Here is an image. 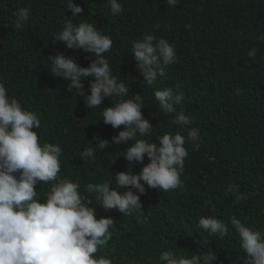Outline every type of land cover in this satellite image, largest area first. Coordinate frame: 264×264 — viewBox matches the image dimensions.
I'll use <instances>...</instances> for the list:
<instances>
[{
	"label": "trees",
	"instance_id": "trees-1",
	"mask_svg": "<svg viewBox=\"0 0 264 264\" xmlns=\"http://www.w3.org/2000/svg\"><path fill=\"white\" fill-rule=\"evenodd\" d=\"M73 3L84 9L77 17L66 11L63 0H0V82L10 98L38 115L40 143L61 147L60 176L78 183L81 194L93 199L90 206L97 219L115 221L112 238L97 257L113 264H157L162 251L172 250L188 258L208 255L215 258L212 264H244L246 256L230 218L264 231V0H179L175 6L166 0H120L123 11L115 15L107 0ZM22 7L29 9L30 17L17 29L15 13ZM68 19L77 25L94 24L111 38L112 48L104 56L113 76L129 88L123 99L139 93L142 115L153 126L143 139L158 143L156 137L165 133L180 132L187 138L188 127L199 130L198 142L186 139L184 145L188 156L180 177L183 189L164 192L146 186L140 213L105 211L86 190L89 183L104 181L119 190L114 175L138 173L148 161L129 167L123 156L131 141L97 147L94 160L81 158L85 148L96 146L94 136L110 141L123 128L101 121L103 108L114 107L120 98L85 108L76 90L67 88L68 81L51 75L50 55L63 53L81 67L94 59L57 40ZM149 34L166 39L177 56L151 87L142 81L132 56L133 43ZM253 47L256 55L249 58ZM84 84L87 91V81ZM177 85L184 95L177 112L191 119L185 128L174 125L175 114L161 112L154 99L156 90L175 91ZM48 190V185L36 186L40 202ZM240 194L244 198L237 202ZM200 217L228 223V234L209 237L197 227Z\"/></svg>",
	"mask_w": 264,
	"mask_h": 264
},
{
	"label": "clouds",
	"instance_id": "clouds-1",
	"mask_svg": "<svg viewBox=\"0 0 264 264\" xmlns=\"http://www.w3.org/2000/svg\"><path fill=\"white\" fill-rule=\"evenodd\" d=\"M63 2L71 17L84 11L73 0ZM166 2L175 6L179 0ZM107 4L114 15L123 11L120 0H107ZM15 15V27L22 29L30 11L22 7ZM57 40L66 49H79L94 57L87 67H81L63 53L47 57L51 75L68 81L67 88L76 90L85 108H99L109 97L120 98L114 107L103 108L101 121L113 129L122 126L123 130L110 141L94 136L92 141L96 146L85 148L81 158L94 160L97 147L103 150L109 144L131 141L123 156L129 167L132 169L133 162L144 164L145 158L148 161L138 173L117 172L114 178L119 190L104 181L89 183L87 192L105 211L114 209L129 216L142 212L140 195L146 193V186L164 192L183 189L180 177L188 156L184 145L186 139L193 144L198 142L199 130L188 127L187 138L180 132L165 133L156 137L158 143L143 139L151 134L153 126L142 115L144 104L139 93L132 99H123L129 95V88L113 76L104 56L112 48L111 38L98 31L94 24L77 25L68 19ZM132 50L136 68L148 87L154 86L158 77L166 75L168 66L177 61L169 42L164 38L157 40L151 34L134 42ZM256 51L255 47L249 50V58L255 57ZM84 81H87V91ZM179 87L175 91L156 90L154 99L161 112L175 114L174 125L185 128L191 125V119L182 110L177 112L176 106L184 99ZM40 126L38 115L22 108L16 98H10L4 83L0 82V264H113L111 259L96 254L108 245L115 221L111 217L97 219L95 208L90 206L95 204L93 199L81 194L78 183L60 176L62 149L57 144L40 143L35 131ZM41 184L49 186L44 202H40L36 191V186ZM243 198V194L235 197L237 202ZM230 226L239 236L240 248L246 256L244 264H264V231L254 230L236 217L230 218ZM197 227L209 237L223 238L229 232V224L215 217H200ZM214 259L200 254L188 258L164 250L157 264H212Z\"/></svg>",
	"mask_w": 264,
	"mask_h": 264
}]
</instances>
